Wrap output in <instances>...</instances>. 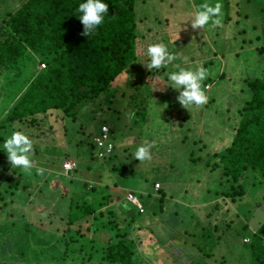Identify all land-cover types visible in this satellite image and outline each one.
<instances>
[{
	"label": "rangeland",
	"instance_id": "1",
	"mask_svg": "<svg viewBox=\"0 0 264 264\" xmlns=\"http://www.w3.org/2000/svg\"><path fill=\"white\" fill-rule=\"evenodd\" d=\"M21 1L0 0V19ZM203 2L135 0L138 66L113 82L117 89L99 97L92 111L79 114L76 122L44 117L39 128L26 130L17 124L15 128L0 124V264H109L103 259L101 241L107 219H113L110 211L123 221L126 228L122 231L129 229L137 264H251L243 238H249L264 220V188L250 186V176L246 194L235 204L228 203L229 210L223 211L226 215L216 228L204 216L209 199L221 200L216 191L221 193L228 185L221 168L211 167L212 154L231 143L241 108L249 98L245 79L264 74V52L258 51L264 46V0H209L222 4V26L209 24L193 30L189 19ZM178 33L180 38L173 43ZM159 42L177 59L146 73L147 48ZM177 64L193 70L203 65L209 70L202 82L204 88L206 83L210 86L204 105L186 109L178 102V90L165 80L178 71ZM26 66L29 74L42 68L34 56L26 60ZM19 83L10 88L9 95H0V118ZM136 86L147 103L143 122L134 121L128 113L131 95L139 91ZM104 122L115 147L112 159L105 163L96 159L91 146L93 133ZM20 129L33 141L32 159L47 170L43 176L35 169L32 176H24L8 161L3 143ZM145 140L155 147L150 160L139 162L133 154ZM190 153L201 160L191 162ZM67 159L75 160L78 167L64 174L61 165ZM110 162L118 169L111 170ZM153 186L166 194L161 214H154L158 191ZM128 192L139 197L145 210L133 224L127 222L129 214L123 210ZM106 194L114 196V201L103 204L102 214L93 223L82 221V234L74 230L77 227L65 231L73 200L97 204ZM97 225L103 227V234L93 231ZM203 226L212 232L206 242Z\"/></svg>",
	"mask_w": 264,
	"mask_h": 264
},
{
	"label": "trees",
	"instance_id": "2",
	"mask_svg": "<svg viewBox=\"0 0 264 264\" xmlns=\"http://www.w3.org/2000/svg\"><path fill=\"white\" fill-rule=\"evenodd\" d=\"M82 2L85 0H22L16 9L2 14L0 95H9L10 88L20 82L19 89L0 118L2 127L7 124L15 128L17 124L25 130L39 128L44 117H54L57 121L58 118H69L76 122L79 114L92 111L91 105L97 102L99 97L109 90L117 89L112 86L113 82L138 66L135 0H104L108 4V14L104 23L90 37L81 35L83 25L77 9ZM258 51L263 53L264 46H260ZM30 56L36 58L37 64L43 65L39 70H34L33 74H29V68L26 66V60L30 59ZM245 85L249 98L241 108V117L231 143L212 154V159L215 160L211 167L221 168L222 177L228 184L221 193L216 191L221 200L211 198L207 204L208 211L204 219H209L213 228L217 227L219 220L228 212V203L235 204L246 194L250 176L253 177L250 186L258 185L259 188H264V74L252 79L246 78ZM135 89L139 91L131 95L128 113L134 121L143 122L146 119L147 103L141 88L136 86ZM209 89L210 86L206 83L205 90ZM102 125L100 124L98 131L92 136L98 135ZM111 136L110 132L105 141V144H112L113 149L109 152L98 148L92 137L94 155L104 163L114 155L115 147ZM189 159L193 163L201 160L199 157L193 158L191 153ZM206 163L208 165V162ZM61 166L64 174H69L70 171L76 170L78 164L67 171L64 170L63 164ZM108 166H111V170L118 169L111 162ZM131 169L133 170V167ZM254 178L258 180L255 181ZM220 183L222 184V181ZM84 185L88 186L86 183ZM104 187L107 188V185ZM153 187L155 190V186ZM91 190L96 191V186L91 185ZM155 191H158V195L155 197L157 206L154 214H161L164 212L166 194L162 189ZM132 194L137 196L134 192ZM125 200L127 205L123 208L124 213L128 211L127 222L133 224L135 217L145 210H139L137 205L127 198ZM111 201H114L111 194H106L104 200L97 204L73 200L69 204L65 231L69 232L71 227H77L74 230L82 234V221L90 219L93 223L96 217L102 214L99 210L103 204ZM141 206L143 208V203ZM110 214L113 219H107L104 234L101 232L102 226L97 225L93 229L104 236L101 241L105 253L103 259L109 264H137L134 260L133 244L128 240L129 229L122 231L126 228L123 221L116 219L115 212L110 211L109 216ZM234 215L238 217V214ZM247 225L246 223L241 228L246 229ZM89 226L90 224L86 226L87 230ZM132 228L134 229L133 225ZM205 228L202 227V237L206 242L212 232L206 231ZM90 231L92 232V229ZM246 243L251 264H264V220L251 232ZM210 250L211 248L205 254L210 255Z\"/></svg>",
	"mask_w": 264,
	"mask_h": 264
},
{
	"label": "clouds",
	"instance_id": "3",
	"mask_svg": "<svg viewBox=\"0 0 264 264\" xmlns=\"http://www.w3.org/2000/svg\"><path fill=\"white\" fill-rule=\"evenodd\" d=\"M77 11L80 13L79 19L83 25L81 35L90 37L104 23L105 16L108 14V4L104 0H85V2L79 4ZM189 20L193 30L204 29L209 24L222 26V4L219 2L211 4L209 0H204ZM179 38L178 33L173 43ZM147 57L148 62L143 64L149 71L165 68L177 59V56L171 53L167 45L162 42L150 44L147 48ZM176 68L178 71L169 73L168 79L171 81L170 86L179 92L177 100L181 106L188 109L192 105H204L208 97L202 82L207 79L209 70L203 67V65L198 66L195 70L186 69L179 64L176 65ZM160 90H164L163 87ZM154 147V142L145 140L137 147L133 157L139 162L150 160L152 158L151 150ZM3 149L7 153L11 167L13 169H20L24 176H32L33 169L40 176H43L47 171L44 168L36 166L32 159L34 151L33 141L23 131H13L5 139ZM65 168L69 169L70 165L66 164ZM245 239L247 238H243L244 242L247 241Z\"/></svg>",
	"mask_w": 264,
	"mask_h": 264
},
{
	"label": "built area",
	"instance_id": "4",
	"mask_svg": "<svg viewBox=\"0 0 264 264\" xmlns=\"http://www.w3.org/2000/svg\"><path fill=\"white\" fill-rule=\"evenodd\" d=\"M109 135H110L109 127L106 124H103L100 127V130L98 132V135L93 137V140L97 144V147L98 148L105 149L106 152H109L110 150L113 149L111 143L105 144V141L108 139V136ZM66 164L70 165V168L69 169H66L65 168V165ZM76 166H77V162L75 160H66V161L63 162V168H64L65 171L71 170V169L75 168ZM155 186L156 187H159V183L156 182L155 183ZM126 196H127L126 198L128 200H130L133 204H136L137 205V207L139 208V210H142V206H141L140 202L138 201V199H137V197L135 195H133L131 192H128L126 194ZM246 240L247 239H245V241Z\"/></svg>",
	"mask_w": 264,
	"mask_h": 264
}]
</instances>
